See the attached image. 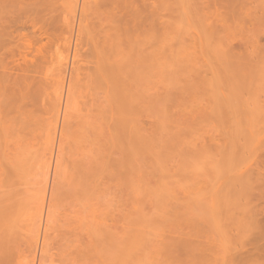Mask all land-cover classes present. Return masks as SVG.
<instances>
[{
  "label": "rangeland",
  "instance_id": "1",
  "mask_svg": "<svg viewBox=\"0 0 264 264\" xmlns=\"http://www.w3.org/2000/svg\"><path fill=\"white\" fill-rule=\"evenodd\" d=\"M93 1L0 0V264H227L224 52L262 62L261 108L264 0ZM257 146L243 264H260Z\"/></svg>",
  "mask_w": 264,
  "mask_h": 264
},
{
  "label": "bare ground",
  "instance_id": "2",
  "mask_svg": "<svg viewBox=\"0 0 264 264\" xmlns=\"http://www.w3.org/2000/svg\"><path fill=\"white\" fill-rule=\"evenodd\" d=\"M97 1L98 0H95V1H93V3L94 2L97 3ZM106 1H108V0H106ZM100 2H101V4H102V2H103V4L108 3V2L105 3L104 0L103 1L102 0H99V3ZM109 2H110V0H109ZM113 2H114V0H113ZM115 3L116 2H114V4ZM117 3H120V1H118ZM75 4H77V2ZM80 10H82V8H80ZM90 31H92V30H90ZM139 36H138V38H140ZM233 39L229 38V40H231L232 43H233V41H232ZM229 40L226 41V43L227 42L230 43ZM139 41H140V39H139ZM211 42H212V38H211ZM213 42L214 43H211V45L215 44V40ZM152 43L155 44V41L153 40ZM158 43H160V42L158 41ZM153 44H152V46H153ZM155 46H157V45H154V47ZM226 46H227V44H226ZM237 46H236V49H238ZM226 48H228V47H226ZM215 49H217V48H215ZM68 50L66 49V51H68ZM156 50L155 49L152 50V53H155L156 54V52H155ZM223 51H225V50H223ZM232 51L230 49H228L226 52H224V53H226V59L224 60V63H225L224 66L225 67L224 66L223 67L225 68L226 71L222 67L223 68V73L226 72V74L224 73L225 74V77H224L225 78L224 79L225 85L224 86H226V89L223 88V92H225V94H223V97H222L223 106L225 107V108L223 107V109H225L224 110L225 112L224 111L222 112V117L224 118V121H226V122L223 121V124H224L225 129H227L226 130L227 133H224L226 136L223 134L224 135L223 136L224 137L223 139H225V142H226V144H224L225 146L223 148V150H224V153H223L224 154V158H223V160H224V164L226 166L224 168V171H225L224 175L225 176L223 177L224 178V181H225L224 182V189H225L224 190V195H225V197H224V218H225V221H224V224H225V228H224V230H225L224 231L225 232L224 233V248H225V254L224 255H225V259H226V263L227 264H243L244 261H245V259L243 257L244 248L241 245L240 240H241V238H243V235L242 234L245 233V232L243 233L245 227L242 226L243 223L245 222V220L243 222L241 220L246 217V216L243 217L244 213L247 214L248 211H249V210H247V211L245 210L247 208L246 207V202H245L247 200V198H246V196L244 197V195H245V193L247 194V189L246 188H248L247 186L250 183V180H249V177L248 176L251 174V173H248L247 170H246V172L249 175H247L246 172H244V170L247 169V167H246L247 165L245 164V166H244V163L246 161V155H247L246 151L247 150L248 151L251 150L253 147L255 148V146H257V145L258 146H257L256 149H259L260 148V150L261 149L263 150V148H264V138H263L264 135H263V133L259 135V137L262 138V140H260L259 137L256 136V138H254L251 141V136H252V133L254 132V130L255 131H258L261 126L264 128V108H263L264 105L261 106V104H264V101H261V99H258L261 102V103H259V105L261 106V108L258 107L255 104V102H251V100L254 98V95H256V96L258 95L256 93H252V92H255L256 89H258V87L256 88L255 86H256V84L257 85H259V84H258V81L257 80H256L257 82H255V81H252L251 82L250 79L251 80H255L258 77V76H256V74H257L256 72H258L260 70H257L256 71L253 68L254 67L256 68V66H259L260 67L262 62L259 61V62H261L260 64L257 62L258 64L257 65L255 64L256 65L255 66V65L251 64L246 59H244V60L240 59V56L242 57V55H243V54L242 55L241 54L240 55H237L240 52L237 53L236 55H234L236 52L234 53ZM212 52L214 53L215 51L212 49ZM67 53H69V55H70V52L69 51L68 52H65V54H67ZM155 54H152V55H155ZM100 55H101V53L99 54V57H100ZM156 55H158V53ZM156 55H155V57H156ZM65 56H64L65 57L64 64L66 63L67 65H69L70 62L72 61V59L69 58L67 55H65ZM243 57H245V56L243 55ZM67 60L69 62H67ZM156 60H157V58H156ZM65 65H63V67ZM258 68H256V69H258ZM109 70H110V68H109ZM261 70H262V66H261ZM253 71L255 72L254 73L255 75L252 74ZM259 73H263L264 74V71H261ZM107 75L111 76L110 74H107ZM253 75L256 78L255 77L251 78ZM260 77L261 76H259L258 78H260ZM246 82H250V83H247L248 86L246 85L247 87H244L245 85L243 86V84H246ZM61 87L63 88V86H61ZM60 88H59V90H60ZM243 88H247V90L249 89L250 91L252 90V92H249V90H248L245 93L244 90H246V89L243 90ZM254 89H255V91H254ZM241 92H243V94H245V95H243ZM250 93H251V95H250ZM258 93H259V91H258ZM257 97H259V95ZM60 98H61V95L58 96V100H60ZM255 101H257V100L255 99ZM64 102H65V100H64ZM225 124H226V126H225ZM257 125H259V126H257ZM244 127H246V129H244ZM255 127H257V128L255 129ZM244 130H246V131L249 130V133H246V131H245V134L247 136L249 135L248 136L249 137L248 139L245 138L246 136L244 135ZM244 139H246V140H244ZM260 150H259V154L261 153ZM251 151H249L248 156L251 153ZM263 152H264V150L262 151V155L264 154ZM51 153L52 152L50 150V153H48V155L51 156L52 155ZM243 156L245 158H243ZM242 158H243V160H242ZM258 158L260 159L261 157H258ZM253 160H254V158H253ZM262 161H263V164H264V160H262ZM46 164L49 166L48 162ZM46 164H45V166H47ZM47 168H45L44 171ZM47 170H49V169H47ZM48 172L49 171H47V173ZM52 173H53V171H52ZM45 175L48 177V174L45 173ZM262 185H261V187H262ZM263 187H264V185H263ZM44 198H45V196L43 197V201H44ZM245 198H246V200H245ZM41 203L43 204V202H41ZM37 208H39L38 210H36L37 211V214H38V217H39V220L37 219V221L40 222L42 220L41 217H42V215L44 213L43 212V209H45V208L43 207V205H41V207L39 206ZM47 210H48V208H47ZM247 217H248V214H247ZM46 218H47V216H46ZM247 220H249V219H247ZM43 221L44 220H42V222ZM259 223L260 222H258V224ZM258 224L256 226V230L258 231V232L256 231L257 232V235H256L257 236V239L255 240L256 243L254 242L257 246L256 245L254 246V250L256 251V253L258 255L260 264H264V225L261 226V227H259ZM245 225H246V222H245ZM7 227H9V226H7ZM246 228L248 229L247 226H246ZM258 228H259V230H258ZM248 231H249V229H248ZM241 235H242V237H241Z\"/></svg>",
  "mask_w": 264,
  "mask_h": 264
}]
</instances>
